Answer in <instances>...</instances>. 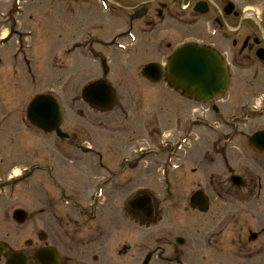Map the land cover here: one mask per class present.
Wrapping results in <instances>:
<instances>
[{"label": "rangeland", "instance_id": "374dc122", "mask_svg": "<svg viewBox=\"0 0 264 264\" xmlns=\"http://www.w3.org/2000/svg\"><path fill=\"white\" fill-rule=\"evenodd\" d=\"M219 1L232 2L238 11L264 15V0ZM13 4L24 7V17L12 20L17 31L13 40L7 37L9 25L0 34V40L7 37L0 41V242L23 246L34 232L43 231V223H54L57 210L64 213L69 208L66 214H72L70 208L83 204L89 213L90 201L97 203L103 193L96 191L93 200L81 196V190L86 186L92 190V183L109 172L114 174V182L109 179V208L117 211L123 224L120 233L111 232L110 246H176L181 238L185 244L176 248L185 264H264V155L248 146L255 131H264V114H251L248 121L238 123L230 149L225 146L222 153L218 145L219 151L210 153L216 140L210 133L216 128L215 119L210 121L209 113L203 114L196 102L175 95L165 80L152 86L140 74L147 62H165L182 42L198 41L203 26L191 25L189 35L172 25L159 28L155 47L148 48L150 57L116 45L117 52L106 53L104 74L98 57L70 49L69 1L0 0V11ZM100 5L90 0L85 7L93 8L84 14L98 19L94 24L103 25L104 20L112 32L118 23ZM177 10L174 21H188L190 16ZM62 18L68 27L60 29ZM160 41L170 48L159 46ZM99 80H105L115 94L109 110H96L82 98L84 88ZM38 94L58 100L68 140L43 134L26 121L27 106ZM185 119L187 126L177 129ZM224 125L223 131H232L231 123ZM231 175L243 179L241 188L229 182ZM198 191L209 199L207 214L189 207ZM143 194L152 197L155 207L148 224L135 219L129 209L132 199ZM18 208L29 216L23 225L12 220ZM98 214L94 220L104 223L102 213ZM84 220L87 229L93 222L89 215ZM249 233L257 240L248 242ZM66 236L61 233L59 240L81 244L87 239Z\"/></svg>", "mask_w": 264, "mask_h": 264}, {"label": "flooded vegetation", "instance_id": "af4514ba", "mask_svg": "<svg viewBox=\"0 0 264 264\" xmlns=\"http://www.w3.org/2000/svg\"><path fill=\"white\" fill-rule=\"evenodd\" d=\"M63 1H69L72 6L70 9L71 23L69 27L66 25L64 18H62L60 24V29L64 26L71 27L73 30L70 49L82 50L83 53L90 57H98L100 59V68L102 69L104 64L103 67L106 71H108V63L105 61L106 53L108 51L111 53L117 52L119 49L116 45H124V47L129 49L128 53L140 52L143 53L142 56L150 57L149 53L152 50L149 51L148 48L155 47L154 44L160 32L159 28L172 25L176 26L179 29L177 31L180 33L186 32L189 35L192 28L191 25L198 24V26H203V29L200 28L201 33L198 41L182 42L178 46L194 43L211 49L216 52L227 66L229 81L226 94L219 101L196 102L202 107L203 114L209 113L210 121L213 118L215 119L212 123L216 125V128L213 127L214 130L210 131V133L216 136V140L212 142L210 153L222 151L225 146L230 149V146H233V142H236L238 123L242 122V120L248 121L251 114H264L263 14L259 16L254 14L253 11L242 9L238 11L235 5L232 4L234 9L230 15H227L225 9L232 2L222 3L219 0H96L107 11V15L118 23L117 27L115 26L116 29L113 27L112 33L110 30L107 31L109 26L108 23L105 24L104 20L103 25L98 22L94 24L98 19L93 20L88 13L93 7H85L90 4V0ZM197 4L203 6L202 9L205 12L203 15L195 13L194 8ZM21 7L13 4L10 7H6L8 9L3 12L0 11V20L3 22L0 23V34L4 32L5 26L9 25L8 28L12 33H8L7 37H11L10 40H13L14 36L17 35V31L12 29V20L14 17H24V7ZM177 9L191 18L188 17V21L183 20V23L175 22L174 17L175 13H178ZM84 10L88 11L85 13L86 15L88 13L87 18L84 17ZM80 16L83 17L80 18ZM84 20L85 22H83ZM40 26L42 33V25ZM110 33L113 34V37L111 36L108 39L107 37H109ZM7 37L0 41L7 39ZM130 37H133V42H131ZM161 45H165L167 49L171 46L160 41L159 46ZM173 51L167 56L166 61ZM165 62L150 61L146 65L155 63L164 66ZM231 91V95L226 98L225 96ZM248 93L250 98L245 97ZM184 101L192 102L193 100L184 99ZM259 106L262 108L257 110L256 107ZM239 116L241 117L239 118ZM187 120H182V123L178 122L177 129L181 128L180 126H187ZM230 123L232 124V131L229 133L223 131L226 128L224 124ZM216 129H222V131ZM221 132L223 134L219 139ZM257 132L261 131H255L254 133ZM69 138L70 136H68ZM218 145H221L219 150ZM222 153L224 152L222 151ZM197 160L199 159L197 158ZM101 171H108V169L102 168ZM112 176L114 174L111 175L109 172L106 177L99 176L96 184L92 183L94 184L92 190L88 186L82 188L80 195L88 196L89 199L92 197L93 200L96 191L100 190L103 193L102 199L97 203L89 200L91 202L89 213L83 204L79 207L70 208L72 214H66L69 212V208L64 213L57 210V214H54V223L51 225L47 222L43 223V231L39 235L34 232L32 239H28L23 243V246H3L6 248V252L1 257L0 264H6L5 258L13 253L22 254L27 264H48L46 257L49 254L51 255V253L58 259V264H145L146 261V264H185L179 258L185 259L179 254L178 246H156L152 248L122 246L121 244L110 246L108 241L111 232L120 233L123 228L122 222L117 219V211L111 212L109 208L108 198L112 187L110 181L114 182L113 179L111 180ZM233 176L238 175L230 176L229 182L231 184H233ZM242 186L243 179H241ZM102 187L104 188L102 189ZM141 197L142 195L136 196L129 203L130 213L133 214L135 219L142 220L145 224H148L155 216L152 197L150 200L152 206L150 216L143 215L132 209L134 201ZM16 210L23 211L21 208ZM24 212L28 220L29 216L25 210ZM100 212L102 213V218L105 219L104 223L94 220L96 217L95 213L100 214ZM43 213L45 211L42 210V215ZM87 215H89L93 223H90V227L85 229L86 220L84 218ZM106 216L108 217L106 218ZM141 229L142 227L138 228V230ZM61 233L71 239H76L75 237H78V235L84 237V239L87 236V239L85 243L81 244L80 242L66 244L59 240ZM69 233H72V237ZM246 249L248 250V248ZM234 250L238 251L239 249ZM40 251H42V259L36 258L37 253ZM220 252L222 253V251ZM251 252L247 256H251ZM175 257L176 259H174Z\"/></svg>", "mask_w": 264, "mask_h": 264}, {"label": "water", "instance_id": "95a60500", "mask_svg": "<svg viewBox=\"0 0 264 264\" xmlns=\"http://www.w3.org/2000/svg\"><path fill=\"white\" fill-rule=\"evenodd\" d=\"M198 4L195 11L204 14V10ZM234 7L228 4L225 11L230 15ZM143 78L152 84L161 82L163 70L157 64H148L141 72ZM165 76L169 85L183 97H189L196 101L218 100L226 91L228 86V72L226 65L218 55L207 48L198 47L193 44L178 47L167 61ZM82 97L93 107L100 110L110 109L115 98L108 85L100 81L87 86ZM63 114L58 101L51 95H37L29 103L26 111L28 123L46 135H55L63 140L67 136L62 133L60 127L63 121ZM249 146L253 152L264 154V132L255 133L249 139ZM232 183L240 187L241 180L233 178ZM190 208L199 213L206 214L209 211V200L206 195L198 191L190 199ZM136 212L150 216L152 206L148 195L142 196L132 204ZM27 215L22 211L13 214L16 224L22 225ZM256 235L250 234L249 241H255ZM178 246L184 245V240H176ZM6 252V248L0 243V257ZM36 258L42 259V251L38 252ZM48 264H58V259L51 253L47 255ZM147 263V261H146ZM145 263V264H146ZM6 264H27L22 254L14 253L7 257Z\"/></svg>", "mask_w": 264, "mask_h": 264}]
</instances>
